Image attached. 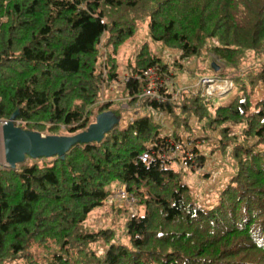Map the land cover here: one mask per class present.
<instances>
[{
    "label": "trees",
    "instance_id": "trees-1",
    "mask_svg": "<svg viewBox=\"0 0 264 264\" xmlns=\"http://www.w3.org/2000/svg\"><path fill=\"white\" fill-rule=\"evenodd\" d=\"M145 24L133 74L169 73L155 42L179 52L180 69L197 59L214 76L233 73L232 99L184 90L180 103L162 104L141 97L147 82L131 78L123 95L133 114L102 142L50 164L0 165V264H264V0H0V121L19 112L23 130L73 136L101 113L121 120L122 103L102 102V89L119 78L120 48ZM102 47L112 49L105 59ZM191 119L205 143L217 132L210 151L229 150L236 166L210 207L173 167L207 164ZM175 144L181 157L170 153ZM112 186L144 211L129 214L126 242L87 224Z\"/></svg>",
    "mask_w": 264,
    "mask_h": 264
},
{
    "label": "rangeland",
    "instance_id": "rangeland-1",
    "mask_svg": "<svg viewBox=\"0 0 264 264\" xmlns=\"http://www.w3.org/2000/svg\"><path fill=\"white\" fill-rule=\"evenodd\" d=\"M148 38L149 36L147 24H145L140 30L139 34L135 37V39L128 41L124 46L120 48L119 55L117 57L120 71L119 78L114 82L105 84L102 89V102L115 100L116 102L122 103L121 108H123L124 110L121 115L119 126L126 125L131 115L133 114V108L128 107L127 104V102H129V98H125V96L123 95L126 86L123 85L122 82L125 81V78L139 77V74H133L134 72L132 70V67H129V62H133L136 55V48L143 42H145ZM152 46L154 47L156 55L161 58V60L165 64H167L169 73L161 76L159 74L158 68H156L157 74L155 72L150 73V71H152L150 70L151 68L149 69V71L147 70L148 72L146 71L145 74L146 76H149V78H147L148 81L143 89V93L150 80V83L162 82L166 83L169 88L176 87L181 88L182 91L187 90L195 93L203 92L204 95H207L210 85L205 82H207V80H210L211 82H214L213 84H211L212 86H215V88L219 86V89H214L211 91V95L216 97L214 99L216 103L227 104L232 99L233 89H231V79L233 73H227V77L225 78L221 76H214L210 74V71L204 70V66H202L203 64L200 62V60L197 59L183 62V68L180 69L177 65L174 64V62L177 61L180 56L178 51L164 47L162 48L158 43L155 42L152 43ZM101 50L105 59L112 49L102 47ZM214 64L219 67L220 70V66H218L216 63ZM169 92V97L173 99V102L177 104L180 103V100L182 98L181 93L177 97H175L174 93L171 94V91ZM143 93L141 97L143 96ZM119 105L120 104H117V106L115 107L117 108L119 107ZM154 118L159 119L156 117V115ZM162 119L163 120L156 121L161 122V124L163 125L164 133L171 132L173 130L171 120L168 119L166 114ZM2 122L4 121H0V165L3 167H7ZM190 122L191 125L196 128L197 133V136H195L197 137V139L194 143L197 144L200 151L207 152L205 157V159H207V164H205L204 167H179L177 163H174L173 167L177 168L182 173L184 182L191 187L192 194L194 195L196 200L200 204L206 207H210L218 203L219 192L228 184L229 178L235 174L236 166L232 157H230L229 150L226 153H222L221 151H216L215 153H213L210 151L211 148L217 146L215 145L217 144L215 142H218L217 132L210 133V140L209 142L205 143L202 140L203 133H201L199 126L195 125V120L191 119ZM187 141L188 140H186L185 142ZM185 145L189 147L190 142H187ZM51 159H37V161H39L40 163L50 164ZM122 189L123 187L116 188L115 186H112V195H110V198L113 199L114 197V202L108 201L103 206L97 208L90 215L87 224L93 230L102 228L112 229L115 231L118 241L124 240V242H126L127 240L124 235V231L125 222L129 214H137L139 213V211L141 214H143L144 211L140 209L139 202L138 204L131 206L129 205V203L117 199L116 195ZM118 210H120L119 213L117 212ZM103 253L104 249H98L99 255ZM15 264L25 263L23 260H20Z\"/></svg>",
    "mask_w": 264,
    "mask_h": 264
},
{
    "label": "water",
    "instance_id": "water-1",
    "mask_svg": "<svg viewBox=\"0 0 264 264\" xmlns=\"http://www.w3.org/2000/svg\"><path fill=\"white\" fill-rule=\"evenodd\" d=\"M213 66L219 71V67L215 64ZM18 116L19 112L14 113L2 128L6 168L11 170H16L27 158L37 160L58 157L64 160L74 146L100 143L120 124V118L113 112H104L83 132L73 136H45L39 132L21 129L16 125Z\"/></svg>",
    "mask_w": 264,
    "mask_h": 264
},
{
    "label": "built area",
    "instance_id": "built-area-1",
    "mask_svg": "<svg viewBox=\"0 0 264 264\" xmlns=\"http://www.w3.org/2000/svg\"><path fill=\"white\" fill-rule=\"evenodd\" d=\"M150 73L155 72L156 73V68H151ZM149 71V70H148ZM147 71V72H148ZM157 74V73H156ZM131 78H135V77H131ZM131 78H125V81L122 82L123 85H127V83L129 82V80ZM149 76H146V74L144 73V75H139L138 80L141 81H145L147 82ZM147 79V80H146ZM150 83V80H149ZM148 83V85L146 86L144 93H143V98H150L151 100L157 101L159 103H166L168 100H170V97H167V95H170L174 93V96L177 97L180 93H181V88H176V87H168L166 85V83H162V82H151L150 84ZM207 84H209V90H208V96L211 95V91L214 89H219V86H217V88H215V86H212L211 84H213L214 82H211L210 80H207V82H205ZM212 96V95H211ZM173 101V99H171ZM152 110V114L156 115L157 118L155 120H163V116L165 115L163 112H157L155 109H151ZM154 115V117H155ZM6 124V122H2V126H4ZM181 150H182V145L180 144H175L174 147L170 150V153H173L172 156L173 157H180L181 156ZM189 158H192L191 154H188ZM150 159V154L148 152H145L142 157L141 160L146 162ZM116 198L119 199L120 201L129 203V205L134 206L135 204H138V200L136 199V197L134 195H132L131 193H129L128 191H126L125 188H123L122 190H120L117 195ZM110 202H114V197L113 199L110 198L109 199Z\"/></svg>",
    "mask_w": 264,
    "mask_h": 264
},
{
    "label": "crops",
    "instance_id": "crops-1",
    "mask_svg": "<svg viewBox=\"0 0 264 264\" xmlns=\"http://www.w3.org/2000/svg\"><path fill=\"white\" fill-rule=\"evenodd\" d=\"M165 114V113H164Z\"/></svg>",
    "mask_w": 264,
    "mask_h": 264
}]
</instances>
